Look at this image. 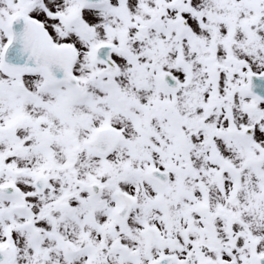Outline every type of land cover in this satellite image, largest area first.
Here are the masks:
<instances>
[{"label":"snow or ice","instance_id":"1","mask_svg":"<svg viewBox=\"0 0 264 264\" xmlns=\"http://www.w3.org/2000/svg\"><path fill=\"white\" fill-rule=\"evenodd\" d=\"M0 264H264V0H0Z\"/></svg>","mask_w":264,"mask_h":264}]
</instances>
